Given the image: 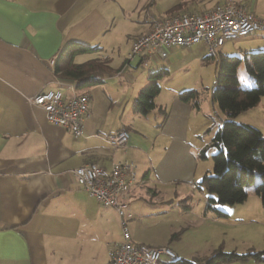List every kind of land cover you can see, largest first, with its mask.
<instances>
[{"label": "crops", "instance_id": "1", "mask_svg": "<svg viewBox=\"0 0 264 264\" xmlns=\"http://www.w3.org/2000/svg\"><path fill=\"white\" fill-rule=\"evenodd\" d=\"M225 1L0 0V264H113L108 250L123 241L119 215L76 184L71 171L92 163L109 168L123 160L137 164L127 199L132 241L167 244L178 258L198 260L174 240V227L161 239L138 230L149 216L167 218L178 209L173 198H187L184 189H198L192 184L212 171V164L200 161L202 149L195 150L191 139L201 137L188 120L197 107L182 101L177 91L162 103L161 87L155 109L147 115L135 112L134 102L150 80L136 78L131 66H124L133 41L151 28L146 11L164 17L208 11ZM241 1L257 15V0ZM72 41L100 47L89 59L108 58L112 72L123 70L118 78L101 75V83L75 90L91 95L85 134L79 138L50 123L45 111L28 101L54 89L73 93L69 79L60 78L51 65ZM193 46L174 47L167 59L150 60L146 67L171 66V57ZM134 63L145 66L141 58ZM118 130L130 133L127 152L102 139ZM160 264L174 262L162 258Z\"/></svg>", "mask_w": 264, "mask_h": 264}, {"label": "rangeland", "instance_id": "2", "mask_svg": "<svg viewBox=\"0 0 264 264\" xmlns=\"http://www.w3.org/2000/svg\"><path fill=\"white\" fill-rule=\"evenodd\" d=\"M256 3L257 15L264 18V0H257ZM261 50H264V30H259L250 36L226 41L215 56L210 55L206 46L196 44L191 51L180 49L175 57H171L173 62L171 66L167 62L162 64L161 68L168 70V73L159 81L163 88L162 99H160L162 103L169 102L174 91H177V97L183 91L190 89L198 92L201 108L193 109L189 113L188 120L191 126L197 125L196 133L201 135L200 138H191L195 150L198 152L201 149L206 150V156L200 157V161L213 165L209 174L214 170L213 155L217 152V148L212 145V138L227 118L213 99L214 87L218 84L220 76L221 59L225 55L244 56L245 53ZM97 53L82 54L76 60L84 61L97 56ZM112 55L119 54L115 52ZM135 66L133 62L129 69L130 72L136 78L142 79L149 78L150 72L158 69L154 66ZM109 74H105V78H118L115 74L107 77ZM239 78L242 86L253 87L254 82L246 73L243 65L239 68ZM220 85L223 86V84ZM160 100L157 99V102L160 103ZM234 120L252 125L264 132V97L258 105L239 114ZM199 125L202 127L198 128ZM259 181L260 177L257 176L255 182L247 186L249 195L244 202L235 205H220L222 210L229 212L228 218L217 217L215 212L206 210V195L209 196L206 189L185 188L187 198L183 200L173 198V204L175 208H178L177 210L171 211L165 219L149 216L139 224L138 230L141 234H153L161 239L165 237L164 235H168L169 228L174 227L172 234L177 237L174 240L189 254L191 259L196 256L198 258L196 261L200 264H204L205 258L210 257L219 248L225 252L240 254L264 251V206L261 197L255 191V186ZM166 259L169 258L163 257V260ZM221 264H264V262L250 260Z\"/></svg>", "mask_w": 264, "mask_h": 264}, {"label": "built area", "instance_id": "3", "mask_svg": "<svg viewBox=\"0 0 264 264\" xmlns=\"http://www.w3.org/2000/svg\"><path fill=\"white\" fill-rule=\"evenodd\" d=\"M146 16L151 21L150 30L137 37L126 56L124 69L138 58L146 66L150 60L167 59L174 47H191L202 43L210 55L215 56L228 40L250 36L264 30V18L250 11L241 0H227L213 9L202 12L173 13L157 17L149 10ZM56 59L51 65L55 66ZM123 70L116 72L121 76ZM59 83H64L60 79ZM73 93L66 95L61 89L40 92L28 101L41 107L47 120L70 130L76 138L85 134V121L90 115L91 95L77 93V82L66 83ZM115 150L127 152L130 133L118 130L102 136ZM137 164L132 160L113 162L107 168L92 163L74 168L71 173L76 184L102 205L114 208L120 218L123 241L109 248L108 255L113 264H160L163 257L175 261L178 254L170 245H149L132 241L128 222L132 218L127 201L135 185ZM198 188L197 184H192Z\"/></svg>", "mask_w": 264, "mask_h": 264}, {"label": "trees", "instance_id": "4", "mask_svg": "<svg viewBox=\"0 0 264 264\" xmlns=\"http://www.w3.org/2000/svg\"><path fill=\"white\" fill-rule=\"evenodd\" d=\"M98 46L81 42H68L62 49L55 65L60 78L74 80L77 87L94 85L102 82L101 75L112 72L108 58L97 57L84 62H77L76 56L82 53L96 52ZM243 65L246 73L253 80V87L241 85L239 68ZM218 84L214 87L213 99L226 115L212 138V145L217 148L213 155L214 170L206 174L197 183L198 188L209 193L207 209L215 212L218 217H227L228 212L220 205H235L248 198L247 186L254 183L256 177L260 181L255 186L256 193L261 197L264 206V132L252 125L234 120L239 114L255 107L264 97V50L245 53L244 56L225 55L221 59ZM168 73L167 69L150 72L148 83L139 92L134 111L147 115L156 108V98L161 92L160 80ZM220 84H223L220 85ZM184 102H192L199 108L198 92L195 89L183 91L179 95ZM201 157L206 156L202 149ZM254 260L264 262V251L240 254L217 249L204 264H220L224 262H248ZM174 264H200L178 258ZM203 264V263H202Z\"/></svg>", "mask_w": 264, "mask_h": 264}]
</instances>
